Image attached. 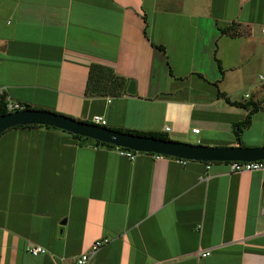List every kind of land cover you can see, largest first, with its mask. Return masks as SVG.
I'll return each instance as SVG.
<instances>
[{
	"label": "crops",
	"instance_id": "obj_1",
	"mask_svg": "<svg viewBox=\"0 0 264 264\" xmlns=\"http://www.w3.org/2000/svg\"><path fill=\"white\" fill-rule=\"evenodd\" d=\"M263 29L264 0H0V88L15 109L99 115L109 128L212 146L239 145L232 125L249 112L226 97L251 99L260 108L240 143L263 146ZM92 64L135 93L88 96ZM209 164L130 159L44 126L8 129L0 264H76L103 237L87 264H264V170Z\"/></svg>",
	"mask_w": 264,
	"mask_h": 264
},
{
	"label": "water",
	"instance_id": "obj_2",
	"mask_svg": "<svg viewBox=\"0 0 264 264\" xmlns=\"http://www.w3.org/2000/svg\"><path fill=\"white\" fill-rule=\"evenodd\" d=\"M126 92L135 93L133 81L128 83ZM26 124L51 126L116 147L127 148L134 152L160 154L189 161L230 162L264 159V145L257 147L243 145L212 146L172 139L165 140L123 132L37 108H17L1 115L0 134L13 127Z\"/></svg>",
	"mask_w": 264,
	"mask_h": 264
},
{
	"label": "trees",
	"instance_id": "obj_3",
	"mask_svg": "<svg viewBox=\"0 0 264 264\" xmlns=\"http://www.w3.org/2000/svg\"><path fill=\"white\" fill-rule=\"evenodd\" d=\"M221 31L226 32L227 30L225 28H221ZM153 45L156 46L157 48H159L160 50L165 51V47L163 45H159V44H153ZM216 62H217L219 69L222 71L220 61L218 59H216ZM169 74H172V71L170 68H169ZM126 84H127V80L121 76L116 75L111 68L103 67V66L98 65V64H92L90 66V70H89V77H88L87 85H86V94L88 96H106V95L107 96H121V95L126 94ZM214 85L217 87V95L225 97V93L218 89V83L215 82ZM247 97H249V95ZM226 99L230 104H233L235 106L245 107V108L249 109L248 114L246 115V117L243 120L234 122L232 125L233 135H234L235 139L237 140V142L239 143V145H242L240 143L241 142V134H242L243 130L250 125L252 114L260 108L259 104L257 103V101H253L251 99L248 101H244V102L231 101L227 97H226ZM7 104H8V100L6 99L5 94H3L0 98V116L9 112L7 109ZM19 106H20V108H25V109L32 108L28 104H20ZM85 122L92 123L91 121H85ZM36 126L37 127H43L44 125L26 124V125H20V126H16V127H36ZM44 127L51 128V129H57V128L51 127V126H44ZM113 129L123 131V132H129V133L137 134V135L151 136V137L165 139V140L170 139L165 132L129 130V129H119V128H113ZM62 131H64V130H62ZM67 133H69V132H67ZM69 134L75 140H77L78 142H81V143L91 142L95 145H104V146H108V147H112V148L129 150L127 148L116 147L114 145L107 144L104 142H100L97 140H92L90 138L83 137L80 135H76V134H72V133H69ZM129 151H132V150H129ZM132 152H134V151H132ZM148 154H153V153H148ZM162 156L171 157V156H166V155H162ZM171 158H174V157H171ZM175 159H177V158H175ZM204 163L209 164V163H215V162H204ZM224 163H227V162H224Z\"/></svg>",
	"mask_w": 264,
	"mask_h": 264
},
{
	"label": "built area",
	"instance_id": "obj_4",
	"mask_svg": "<svg viewBox=\"0 0 264 264\" xmlns=\"http://www.w3.org/2000/svg\"><path fill=\"white\" fill-rule=\"evenodd\" d=\"M264 31V29H263ZM258 80L259 83L262 87V89L264 90V73H260L258 75ZM4 94L3 89L0 88V98L1 96ZM248 95H246L247 97ZM7 109L8 111H13L14 105L10 102H8L7 104ZM92 123L97 124V125H101V126H105L106 125V121L99 115H95L92 117ZM169 127H165V131H168ZM192 131L194 133H198L199 129L198 128H194L192 129ZM119 153L122 156L128 157L130 159H134L135 155L138 152H132L129 150H124V149H119ZM156 157H161L162 155L160 154H155ZM177 160L180 163H186L187 160L184 159H178ZM210 164L207 163V168L209 167ZM228 168L230 172H251V171H261L264 170V159L262 160H255V161H230L227 162ZM109 238L107 237H103L101 239H97L95 240L89 247V249L85 252H83L82 254H80L77 258H76V264H87L90 260V258L97 253V251H99L104 245L109 243ZM28 252L31 255H38L41 253H45L46 252V248L41 246V245H30L27 248ZM208 255V252H203L202 256Z\"/></svg>",
	"mask_w": 264,
	"mask_h": 264
},
{
	"label": "rangeland",
	"instance_id": "obj_5",
	"mask_svg": "<svg viewBox=\"0 0 264 264\" xmlns=\"http://www.w3.org/2000/svg\"><path fill=\"white\" fill-rule=\"evenodd\" d=\"M168 135H169V136H172V134H171V133H168Z\"/></svg>",
	"mask_w": 264,
	"mask_h": 264
}]
</instances>
